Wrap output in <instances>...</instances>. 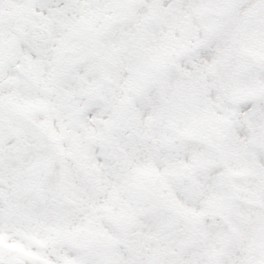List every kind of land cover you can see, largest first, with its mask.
<instances>
[{"label":"snow or ice","instance_id":"obj_1","mask_svg":"<svg viewBox=\"0 0 264 264\" xmlns=\"http://www.w3.org/2000/svg\"><path fill=\"white\" fill-rule=\"evenodd\" d=\"M0 264H264V0H0Z\"/></svg>","mask_w":264,"mask_h":264}]
</instances>
